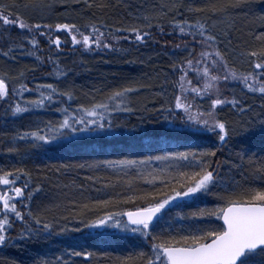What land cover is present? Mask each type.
<instances>
[{
    "label": "snow or ice",
    "instance_id": "1",
    "mask_svg": "<svg viewBox=\"0 0 264 264\" xmlns=\"http://www.w3.org/2000/svg\"><path fill=\"white\" fill-rule=\"evenodd\" d=\"M57 2L67 4L70 0ZM71 2H83L88 8L103 9L110 6L109 0ZM32 7L51 11L53 6L37 3ZM153 7L158 8V11L145 15L147 23L141 28L126 29L134 34L136 41L151 37V33L145 32L143 28H152V19L161 20L169 12H175L183 18L176 19L174 16L169 21L174 29L190 36L194 46L199 44L203 48L197 54L199 58L192 56V51H189L190 58L172 65V68L180 73L175 82L177 90L171 100H165L154 110L166 113L164 119L179 120L187 127L213 134L220 144L213 141L214 146L168 151L143 158L124 157L118 160L65 163L60 167L53 165L52 168L57 173L62 169L86 168L96 172L109 168L122 172L126 178L121 185V192L113 196L107 195L106 192L107 189L117 187L113 180L95 174L88 176L87 180L103 184V188H97L96 191L104 192L107 198L88 199L87 202L80 203L78 208L73 207L69 215L77 220L79 227L71 230L80 232L81 229H117L143 238L141 243L147 247V251L142 247L134 256L123 257H111L101 253V256L107 257V264H251L252 257H264V101L260 106L261 111L253 112L251 105L242 104L235 95L231 98L224 95L222 85L226 87L230 81H238L250 93H259L264 97V32L254 33L252 38L258 44L241 54L248 62V69L241 71L234 63H230L225 53L217 46L218 38L211 33L208 25V20L212 17L197 16L193 20L184 17V12L199 14L207 11L213 15L220 13L229 16L236 9L247 8L250 12L253 11L256 0H210L202 4H197L196 0H188V3L175 0L170 4L163 3ZM259 18L264 20V9L261 10ZM97 23L52 24L45 23L43 19L33 23L18 12L10 11L8 5L0 3V37L5 38V44L11 45L7 51H3V55L10 56L13 47L25 49V42L38 50L40 41L37 40L36 33L47 36L51 44L59 49L61 35L57 34L53 39L54 30H65V34H70L74 46L88 51H93V46L115 50V45L108 42V36L115 40L121 37L113 36L111 32L106 35L96 26ZM215 23L217 21L214 20L213 25ZM9 26L18 27L22 31L14 36ZM160 31L163 32L162 27ZM176 47L179 48L180 45L177 44ZM185 50L188 51L187 45ZM28 54L35 56L37 60H44L37 55V51H30ZM12 58L15 59V56ZM47 59L53 62L54 68L48 75L66 79L70 70H66V66L60 63L58 57L54 59L49 56ZM190 69L197 74L200 81L195 85L188 75ZM23 80V72L18 73L16 77L7 72H0V107L5 115L15 116L32 109L44 108L46 103H51L58 97H67L68 101L74 99L71 89L61 90L53 83L38 85L34 90L39 95L35 98H25L23 93L33 89H29ZM141 87L144 86L134 85L130 81L127 85H120L107 94H102L98 101L93 95V102L87 105L81 103L75 107L70 104L61 106L57 110L63 113L62 119L55 123L49 120L43 128L36 126L34 129L15 133L10 138L13 146L8 147L6 151L19 153L20 149L16 144L20 141H26L32 147H44L75 136L112 135L120 127H126L116 122L117 115L137 110L133 106L131 96ZM158 95L164 96V92L161 91ZM197 98L209 100L206 109H201L195 103ZM229 104L232 108H239L242 113H252L249 121L242 124L239 131L220 116L218 106ZM250 132L260 134L261 147L258 151H252L241 145L234 153L235 159L226 161L230 165L229 170L235 169L241 179L233 177L231 181L225 182L220 175L222 163L216 159L217 153L233 136ZM152 161L166 162L165 167L147 170L146 166ZM36 167L39 169L40 165ZM133 169L135 175H129V171ZM121 180L120 175L115 176V181ZM138 181H142L147 187H138ZM72 184H75V181H72ZM78 187L83 189L85 186L80 184ZM41 189L42 184L34 181L30 169L15 166L9 170L0 168V247H20L24 242L47 239L54 234L69 231L67 217L49 219L47 215H41L32 209L34 193ZM206 196L214 197L215 203L211 206L204 204L203 198ZM136 201L139 203H135ZM129 202H133L131 206L126 209L122 207ZM68 203L74 205L77 202L73 200ZM52 207L59 208V205ZM117 207L120 208L119 211L109 210ZM174 209V216L170 215ZM64 210L67 211V207ZM162 221L168 223L167 228L161 227ZM62 222L63 226H60ZM18 224L20 227L17 230ZM99 234L103 235V232ZM69 251L72 256L91 258L95 255L92 251ZM12 264H16V261ZM34 264L67 262L62 256H56L54 260L38 259ZM261 264H264V261Z\"/></svg>",
    "mask_w": 264,
    "mask_h": 264
},
{
    "label": "trees",
    "instance_id": "2",
    "mask_svg": "<svg viewBox=\"0 0 264 264\" xmlns=\"http://www.w3.org/2000/svg\"><path fill=\"white\" fill-rule=\"evenodd\" d=\"M37 1L43 0H1V3L10 5L12 2L27 5ZM173 2L175 0H109L110 6L103 9L80 8L78 10L75 7H67V10L69 9L67 15L74 21L73 23L85 25L83 22L89 18L93 20L92 22H98L96 26L106 35L111 32L113 36L121 37V39L115 40L108 36V42L115 45V50L101 48H95L93 51L81 50L71 43V37L69 34H65L64 30H54L53 32V39L55 35H61L59 49L51 44L47 36H41L39 33H36V38L40 41L38 50L27 42H25L27 44L25 49L13 47L12 51L20 52V56L26 57V61L29 63L22 71L24 73L23 82L33 91L24 92L25 98L38 96L39 93L34 90L38 85L53 83L57 84L61 90L71 89L74 99L68 101L67 97H58L51 103H46L44 108L32 109L15 116L5 115L3 108L0 107V168L9 170L15 166L30 169L34 181L42 184V189L38 193H34L32 209L41 215H47L49 219L67 217L69 231L63 234H54L47 239L24 242L20 247H0V264H12L13 261H16V264H34V261L38 259L54 260L56 256H62L67 264H107V257L101 256V253H106L111 257H123L134 256L142 247L147 251V247L141 243L143 238H138L136 234L130 232H121L117 229L106 231L81 229L80 232L71 230L74 227H79L77 220L69 215L73 207L78 208L80 203L87 202L88 199L107 198L104 192L96 191L97 188H103V184L89 181L87 177L95 174L101 178L113 180L117 187L107 189L106 192L107 195L115 196L121 192V185L126 179L122 172L109 168H102L96 172L86 168H74L62 169L57 173L52 168L53 165L60 167L65 163L118 160L124 157L143 158L161 155L168 151L214 146L213 141L215 144H220L217 143V138L213 134L207 135L200 129L187 127L179 120L164 119L166 113L154 110L158 109L165 100H171L174 91L177 90L175 82L180 73L174 70L172 65L179 64L182 59L190 58L189 51H192V56L199 58L197 54L203 50L199 44L194 46L190 36L179 33L178 29H174V26L169 22L174 16L176 19L183 17L177 16L175 12H169L161 20L152 19L153 27L143 28L145 32L151 33V37L143 41H136L134 34L126 31L130 27L141 28L147 23L144 16L158 11V8L153 6ZM183 2L188 3V0H183ZM196 2L202 4L210 2V0H196ZM262 9H264V0H256V7L251 12L247 8H243L232 11L229 16H223L220 13L213 15L205 11L206 17H212L209 20L215 19L220 24L223 38L217 42V46L225 53L230 63H234L235 58L238 59V56H242V53L250 51L258 44L252 36L254 33L264 32V20L259 18ZM189 15L184 12V17H189ZM161 27L163 32L160 31ZM9 28L14 36L19 35L22 31L18 27L9 26ZM4 40L5 38L0 37V53L2 54L11 46L5 44ZM177 44L180 45L179 48L176 47ZM185 45H187L188 51L185 50ZM122 49H126V51H122ZM30 51H37V55L43 57L44 60H37L35 56L29 55ZM49 56L54 59L58 57L60 63L66 66V70H70L66 79L63 77L57 79L48 75L54 71L53 62L47 59ZM241 58L244 59V56ZM235 66L241 71L248 69L247 65L235 64ZM188 75L194 85L200 82L197 74L191 69L188 71ZM130 81L134 85L144 86L133 93L131 98L135 97L136 101L142 99H146V101L138 102L134 106L137 109L134 112H122L117 115L116 122L126 125V127H120L114 134L64 138L44 147H32L26 141H20L16 144L20 149L19 153L6 151L8 147L13 146L10 143V138L15 133L34 129L36 126L43 128L49 120L55 123L62 119L63 113L57 110L61 106L70 104L75 107L81 103L87 105L93 102V95L98 101L102 98V94H107L120 85H127ZM222 87H224V95L229 98L235 95L241 102V95L250 93L238 81H230L226 87L224 85ZM161 91L164 92V96L158 95ZM202 101L209 102L207 98H197L195 103L201 109H205L201 104ZM180 111L177 110V112ZM241 145L252 151H258L261 147V137L260 135L239 137V139L231 140L220 147L216 159L222 163L220 175L225 182L231 181L233 177L237 180L241 179L235 169L229 170L230 165L226 163L229 159H235L234 153ZM165 163L152 161L146 168L147 170L163 168ZM37 165H40L39 169H37ZM45 165L48 167L45 168ZM116 175H120L122 180L115 181ZM129 175H135V169L130 170ZM72 181H75V184H72ZM106 182L107 180H105ZM80 184H84L85 187L80 189L78 187ZM137 186L147 187L142 181H138ZM73 200L77 203L74 205L68 203ZM132 203L129 202L122 207L126 209ZM135 203H139V201ZM203 203L211 206L215 203V198L206 196L203 198ZM52 205H59V208H53ZM65 207H67V211L64 210ZM45 209L47 211H44ZM109 210L119 211L120 208ZM187 210L186 208L185 211ZM175 211V209L172 210L170 215L174 216ZM165 220L167 221L168 218L166 217ZM60 226H63V222ZM19 227L18 224L17 230ZM161 227L167 228L168 223L162 221ZM101 232L103 235L99 234ZM70 249L77 252L92 251L95 255L91 258L72 256Z\"/></svg>",
    "mask_w": 264,
    "mask_h": 264
},
{
    "label": "rangeland",
    "instance_id": "3",
    "mask_svg": "<svg viewBox=\"0 0 264 264\" xmlns=\"http://www.w3.org/2000/svg\"><path fill=\"white\" fill-rule=\"evenodd\" d=\"M1 3V0H0ZM37 3H44V4H51L52 10L51 11H41L39 8H33L32 5L33 4H37ZM197 4H201L200 2H196ZM6 5V4H5ZM26 4H15L12 3L9 6V9L14 11L15 13L18 12L19 14H21L26 20H30V22H38L41 19L44 20V22H49L52 24H55L56 22H68V23H73L74 21L72 19H70L69 15H67L68 10L67 7H75L78 8V10L80 8H88L86 7L83 2H81L80 4L77 3H72L71 0L69 3L67 4H60L57 2V0H43V1H37L35 3L32 4H27L28 7H25ZM66 8V9H65ZM189 17L193 20H195L197 18V16L199 17H206L207 15H205V12L203 13H199V14H193V13H189ZM141 18V16H140ZM213 20H208V25H209V29L211 31L212 34L216 35L218 38V41H220L223 38L222 35V31L220 29V24L217 22L215 23V25H213ZM85 21H91V19L87 18ZM216 21V20H215ZM65 31V30H64ZM70 36V34H69ZM71 37V36H70ZM75 47H79V49L84 50L82 47L80 46H75ZM93 48L95 49L96 47L93 46ZM236 57V54H234ZM12 56H15V59L12 58ZM242 56H238V59H234V63L236 65H241V66H248V62L246 60V58L244 57L241 58ZM27 58L24 56H20V52L16 51H12L11 55L8 57H5L2 53H0V72H7L10 76L16 77L18 73L22 72L23 70L26 69V67L28 66V62L26 61ZM244 61V62H243ZM21 66V67H20ZM26 98H32L31 96H27ZM242 98V104H248L252 106L253 112H259L261 111V104L262 101H264V97H261V95L259 93H245L241 95ZM137 99L135 97L132 98L133 101V106H136L138 104V102H145V100H140V101H136ZM202 106L206 109L209 102L208 101H202L201 102ZM221 109L220 112V116L223 119H226L229 124L232 127H235L238 131L239 128L242 124H245L249 121V118L252 116V113L250 112H240L239 108H232V106L226 105V106H218ZM204 134L209 135V133H206L203 131ZM251 135H260L258 132H250L246 135H235L231 138V140L235 141L237 139H239V137H247V136H251ZM230 140V141H231ZM217 143H220V141L217 139ZM264 261V257H261L259 255L252 257L251 259V264H261V262Z\"/></svg>",
    "mask_w": 264,
    "mask_h": 264
},
{
    "label": "bare ground",
    "instance_id": "4",
    "mask_svg": "<svg viewBox=\"0 0 264 264\" xmlns=\"http://www.w3.org/2000/svg\"><path fill=\"white\" fill-rule=\"evenodd\" d=\"M84 21V20H83ZM93 20H91V21H84L83 23H85V24H89L90 22H92Z\"/></svg>",
    "mask_w": 264,
    "mask_h": 264
}]
</instances>
